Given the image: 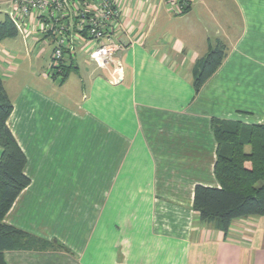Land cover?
Returning <instances> with one entry per match:
<instances>
[{
	"label": "crops",
	"instance_id": "obj_1",
	"mask_svg": "<svg viewBox=\"0 0 264 264\" xmlns=\"http://www.w3.org/2000/svg\"><path fill=\"white\" fill-rule=\"evenodd\" d=\"M181 1L112 0L111 34L124 51L102 68L78 42L53 93L28 69L54 43L37 14L0 43L7 126L31 180L5 222L65 247L6 252L7 264H264V216L225 234L193 208L197 185L220 187L213 120L264 124V0ZM14 7L0 0V19ZM218 40L227 55L196 93ZM72 73L81 88L65 94Z\"/></svg>",
	"mask_w": 264,
	"mask_h": 264
},
{
	"label": "trees",
	"instance_id": "obj_2",
	"mask_svg": "<svg viewBox=\"0 0 264 264\" xmlns=\"http://www.w3.org/2000/svg\"><path fill=\"white\" fill-rule=\"evenodd\" d=\"M18 35L13 18L6 15L0 19V43ZM226 55L227 46L222 41L211 46L194 80L196 93L221 66ZM72 69V64L61 67L60 84ZM12 111L13 103L0 77V264H7L6 252L65 250L59 242L39 238L5 222L15 201L31 183L25 173L27 158L7 126ZM212 129L218 147L214 173L220 187L197 185L193 208L201 222L227 234L237 219L264 216V124L245 125L214 119Z\"/></svg>",
	"mask_w": 264,
	"mask_h": 264
},
{
	"label": "built area",
	"instance_id": "obj_3",
	"mask_svg": "<svg viewBox=\"0 0 264 264\" xmlns=\"http://www.w3.org/2000/svg\"><path fill=\"white\" fill-rule=\"evenodd\" d=\"M12 3L15 6L13 20L18 27L33 13L43 20V31L55 44L51 78L68 65L67 52H72L80 41L89 46L90 60L102 68L116 63L125 49L111 34L120 18V11L112 0H12ZM120 71L115 69L112 82L122 81Z\"/></svg>",
	"mask_w": 264,
	"mask_h": 264
},
{
	"label": "rangeland",
	"instance_id": "obj_4",
	"mask_svg": "<svg viewBox=\"0 0 264 264\" xmlns=\"http://www.w3.org/2000/svg\"><path fill=\"white\" fill-rule=\"evenodd\" d=\"M182 4H185V3H182ZM182 7H184V5H182ZM42 44V43H41ZM44 45H41L43 46L42 48L44 49L45 51V54L43 56V58L41 59V62L40 64L35 67V68H29V71H34L36 72V76H44V77H48V82L43 80L41 77L38 79L40 82L39 84L42 85L43 84V88L44 89H48L49 92L53 93L54 92V87L55 89H58L59 86H60V82H61V79L62 77L59 76L57 79H53L50 77V71H51V66L55 63L54 60H53V53H54V48H55V44L54 43H46V42H43ZM28 65V64H27ZM32 69V70H31ZM78 78L79 76H75L73 73L70 75V80L69 82L67 83V86H65L64 90H62L65 94H74L75 92H78V90L80 91V88H81V83H80V80L78 82ZM34 80V79H33ZM46 83L48 85H46ZM58 91V90H56ZM61 92V93H63ZM56 93V92H55ZM53 96H60V93H56V94H53ZM65 251V250H64Z\"/></svg>",
	"mask_w": 264,
	"mask_h": 264
}]
</instances>
